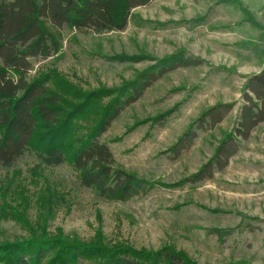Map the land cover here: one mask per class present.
<instances>
[{
  "label": "rangeland",
  "instance_id": "374dc122",
  "mask_svg": "<svg viewBox=\"0 0 264 264\" xmlns=\"http://www.w3.org/2000/svg\"><path fill=\"white\" fill-rule=\"evenodd\" d=\"M241 1L264 25V0ZM243 17L238 9L216 0H151L132 9L123 30L98 32L67 25L56 29L59 52L32 58L29 77L50 69L83 90L117 88L162 58L183 53L197 64L166 72L99 137L109 146L115 166L154 182L147 194L108 200L80 185L77 172L67 164L37 170L43 174L40 183H55L65 196L45 213L49 231L83 240L101 232L105 241L123 240L146 249L171 244L197 264H264V122L246 140H238L237 152L226 167L215 169L212 178L180 182L195 173L231 132L247 78L264 68V34ZM133 55L143 59L126 60ZM218 102L234 106L219 124L201 131L179 157L168 156V147ZM171 109L175 110L162 125L152 124L155 116ZM37 162L33 153L25 152L11 167H0V186L15 185L14 193L18 184L32 187ZM35 189L29 193L34 200L39 199ZM40 210L35 200L27 212L29 220ZM213 229L227 233L221 238ZM23 236L26 231L20 224L0 217V243Z\"/></svg>",
  "mask_w": 264,
  "mask_h": 264
},
{
  "label": "trees",
  "instance_id": "16d2710c",
  "mask_svg": "<svg viewBox=\"0 0 264 264\" xmlns=\"http://www.w3.org/2000/svg\"><path fill=\"white\" fill-rule=\"evenodd\" d=\"M150 1L0 0V167H11L25 152L33 153L38 160L32 169V187L18 184L16 195L15 185L8 189L0 186V217L16 221L26 231V236L0 243V264H197L171 244L157 249L137 248L123 240L105 241L101 232L83 240L51 232L46 225L45 213L63 202L65 196L55 183L39 182L43 177L37 172L40 167L67 164L77 172L80 185L108 200L128 201L152 189L154 182L115 166L109 146L99 137L154 81L169 70L197 61L179 53L156 61L117 88L83 90L50 69L29 77L31 59L59 52L56 29L64 25L98 32L123 30L132 9ZM216 3L238 9L244 15L243 21L264 34V25L241 0ZM126 58L133 62L143 59L142 55ZM241 97L243 104L231 132L219 141L212 156L181 183L212 178L215 169L226 167L237 152L238 140H246L253 128L264 122V68L247 78ZM233 106L218 102L204 110L168 147V156L179 157L201 131L219 124ZM174 110L158 114L152 124L162 125ZM33 188L41 210L31 221L27 212L35 202L29 195ZM211 232L221 238L227 233L223 229Z\"/></svg>",
  "mask_w": 264,
  "mask_h": 264
}]
</instances>
